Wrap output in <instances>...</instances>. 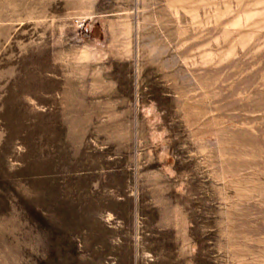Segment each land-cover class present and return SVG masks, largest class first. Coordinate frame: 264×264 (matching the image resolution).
<instances>
[{"label": "rangeland", "instance_id": "1", "mask_svg": "<svg viewBox=\"0 0 264 264\" xmlns=\"http://www.w3.org/2000/svg\"><path fill=\"white\" fill-rule=\"evenodd\" d=\"M0 264H264V0H0Z\"/></svg>", "mask_w": 264, "mask_h": 264}]
</instances>
